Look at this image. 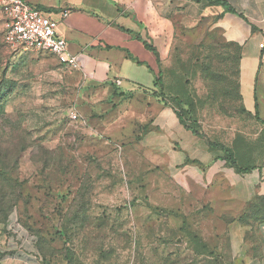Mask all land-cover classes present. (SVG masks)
<instances>
[{
  "label": "rangeland",
  "instance_id": "obj_1",
  "mask_svg": "<svg viewBox=\"0 0 264 264\" xmlns=\"http://www.w3.org/2000/svg\"><path fill=\"white\" fill-rule=\"evenodd\" d=\"M195 25L157 40L154 88H128L85 84L50 54L10 49L0 14V168L10 181L0 264L259 263L264 197L240 217L249 261L232 248L216 200L183 183L185 160L202 170L197 158L224 160L206 154L208 141L241 166L264 165V128L240 92L242 47L212 22Z\"/></svg>",
  "mask_w": 264,
  "mask_h": 264
},
{
  "label": "crops",
  "instance_id": "obj_2",
  "mask_svg": "<svg viewBox=\"0 0 264 264\" xmlns=\"http://www.w3.org/2000/svg\"><path fill=\"white\" fill-rule=\"evenodd\" d=\"M26 1L57 19L61 11L70 10V16L60 20L58 33L66 39L70 52L80 59L81 69L68 71L79 76L80 81L85 80V84L110 81L128 88H154L160 67L157 40L175 37L178 31L192 28L193 24L212 22L227 42L242 47L239 84L244 110L264 128V0H221L236 14L227 7L209 6L205 0ZM139 37L143 41L137 40ZM144 42L153 46L157 55ZM173 120L185 128L175 114ZM208 146L207 155L213 149ZM197 160L208 167L202 170L187 165L186 160L182 163L187 170L183 182L189 187L186 192L198 198H214L219 206L217 215L227 221V235L236 254L245 253L249 261L256 260L248 257L247 248H241L245 246L247 229L241 225L240 217L248 203L264 197V165L252 166L253 170L242 173L223 159L209 163ZM192 185L198 191L193 192ZM260 234L263 240L258 264H264V226Z\"/></svg>",
  "mask_w": 264,
  "mask_h": 264
},
{
  "label": "built area",
  "instance_id": "obj_3",
  "mask_svg": "<svg viewBox=\"0 0 264 264\" xmlns=\"http://www.w3.org/2000/svg\"><path fill=\"white\" fill-rule=\"evenodd\" d=\"M0 14L3 42L10 49L50 54L71 72L81 69L79 57L70 52L66 39L58 33L60 20L67 19L70 10L61 11L60 19H57L26 0H0ZM71 120H78V115L73 114Z\"/></svg>",
  "mask_w": 264,
  "mask_h": 264
},
{
  "label": "trees",
  "instance_id": "obj_4",
  "mask_svg": "<svg viewBox=\"0 0 264 264\" xmlns=\"http://www.w3.org/2000/svg\"><path fill=\"white\" fill-rule=\"evenodd\" d=\"M196 1H201V0H196ZM205 2L209 5V6H222V7H227L228 10L231 12V13H235L236 14V11L230 7V5L225 2V1H221V0H205ZM48 11H51V10H48ZM138 40L140 41H143L140 37L138 38ZM144 45L145 47L154 52L155 55H157V52L147 43V42H144ZM241 59H242V55H241ZM241 62V61H240ZM239 70H240V66H239ZM161 76H162V73H159L158 75V84L161 83ZM245 111V110H244ZM179 120L181 122V124L185 127V129H187L188 131H191L193 135L195 136H201L199 133L198 130L194 129V128H191L189 126H187L185 124V121L183 120V118L179 115ZM209 143V146L213 149H217V150H220L224 153L225 157H224V160L232 167L236 168V170H238V172H242V173H247V172H250L251 170L254 169V167L252 166H241L237 163V161L235 160V157L233 155V153L227 149L224 145H220V144H216V143H212L210 141H208ZM2 184V189H0V200H6L7 198V193H6V189L4 187V185H10V181L4 177L3 175V170L0 168V185Z\"/></svg>",
  "mask_w": 264,
  "mask_h": 264
}]
</instances>
